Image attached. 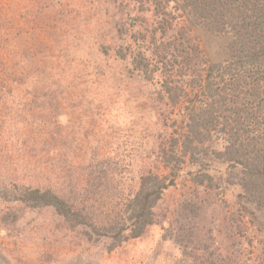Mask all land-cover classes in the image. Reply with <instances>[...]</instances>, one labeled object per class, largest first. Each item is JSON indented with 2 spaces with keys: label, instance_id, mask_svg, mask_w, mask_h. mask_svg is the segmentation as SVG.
Returning <instances> with one entry per match:
<instances>
[{
  "label": "rangeland",
  "instance_id": "1",
  "mask_svg": "<svg viewBox=\"0 0 264 264\" xmlns=\"http://www.w3.org/2000/svg\"><path fill=\"white\" fill-rule=\"evenodd\" d=\"M175 7L172 0H0V264H264V233L253 235L256 249L243 246L264 211L243 202L240 168L218 160L184 165L154 223L118 246L89 239L53 208L16 201L17 187L52 190L84 202L104 223L113 189L131 195L144 171L164 173L159 153L174 129L157 116H168L169 105L158 97L160 83L146 81L132 61L151 39L155 47L187 37ZM201 38L213 60L229 41ZM103 164L114 185L85 199L82 189ZM200 172L209 176L204 184L192 181Z\"/></svg>",
  "mask_w": 264,
  "mask_h": 264
},
{
  "label": "trees",
  "instance_id": "2",
  "mask_svg": "<svg viewBox=\"0 0 264 264\" xmlns=\"http://www.w3.org/2000/svg\"><path fill=\"white\" fill-rule=\"evenodd\" d=\"M172 2L187 24V37L159 40L155 47L151 39L139 46L132 61L146 81L160 83L158 97L169 105L168 116H157L174 129L159 153L164 173L147 169L137 177L138 191L131 195H123L122 185L113 189L115 205L103 213L104 223L84 202L52 190L17 187L16 201L32 209L53 208L72 228L90 232L89 239L107 238L118 246L154 223L156 206L184 165L206 166L204 159L210 158L240 168L243 202L264 211V0ZM202 33L229 38L218 59L202 47ZM191 177L198 184L209 178L201 172ZM92 178L82 189L85 199L91 198L89 193L107 192L115 179L108 164ZM254 228L256 233L243 244L247 249H256L258 237L253 235L264 233V217ZM255 258L263 259L261 254Z\"/></svg>",
  "mask_w": 264,
  "mask_h": 264
}]
</instances>
